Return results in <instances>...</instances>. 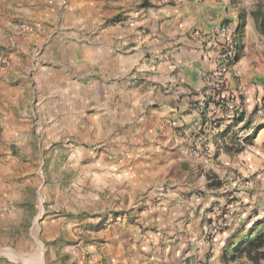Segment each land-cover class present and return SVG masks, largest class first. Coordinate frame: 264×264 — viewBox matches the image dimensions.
Returning <instances> with one entry per match:
<instances>
[{"label":"crops","instance_id":"crops-1","mask_svg":"<svg viewBox=\"0 0 264 264\" xmlns=\"http://www.w3.org/2000/svg\"><path fill=\"white\" fill-rule=\"evenodd\" d=\"M263 22L264 0H0V177L58 143L147 211L154 264L205 262L221 204L249 210L235 234L264 220ZM221 23L241 45L225 70Z\"/></svg>","mask_w":264,"mask_h":264},{"label":"rangeland","instance_id":"rangeland-1","mask_svg":"<svg viewBox=\"0 0 264 264\" xmlns=\"http://www.w3.org/2000/svg\"><path fill=\"white\" fill-rule=\"evenodd\" d=\"M249 39L252 43L253 35ZM260 42L264 55V36ZM37 145L23 159L32 167L29 177H0V264H154L141 237L157 229L143 221L147 211L127 201L123 204L120 194L99 190L90 171L77 168L58 143L42 149ZM232 203L224 202L214 215L216 233L207 236L202 247L205 262L200 264H249L245 256L225 262L221 251H213L214 236L225 233L230 242L239 220L248 217L247 207L240 208L241 217H236Z\"/></svg>","mask_w":264,"mask_h":264},{"label":"trees","instance_id":"trees-1","mask_svg":"<svg viewBox=\"0 0 264 264\" xmlns=\"http://www.w3.org/2000/svg\"><path fill=\"white\" fill-rule=\"evenodd\" d=\"M142 4L141 7H146ZM262 32L264 33V22ZM243 34L242 30L238 31ZM245 256L247 260L253 264H258L264 259V220L255 223L250 229L245 228L237 231L227 246V250L223 255L225 262L234 261Z\"/></svg>","mask_w":264,"mask_h":264},{"label":"built area","instance_id":"built-area-1","mask_svg":"<svg viewBox=\"0 0 264 264\" xmlns=\"http://www.w3.org/2000/svg\"><path fill=\"white\" fill-rule=\"evenodd\" d=\"M210 37L216 40L217 47H220L216 53L217 63L220 64L223 70L229 68L237 59L240 54V43L237 39V32L233 30L228 23H221L215 27ZM170 88L166 89V93H169ZM192 153L197 156H203L204 152L197 147L192 149Z\"/></svg>","mask_w":264,"mask_h":264}]
</instances>
